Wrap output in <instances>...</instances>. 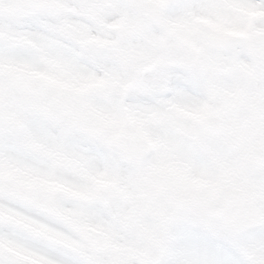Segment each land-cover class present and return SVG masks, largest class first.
I'll return each mask as SVG.
<instances>
[{
  "label": "flooded vegetation",
  "instance_id": "flooded-vegetation-1",
  "mask_svg": "<svg viewBox=\"0 0 264 264\" xmlns=\"http://www.w3.org/2000/svg\"><path fill=\"white\" fill-rule=\"evenodd\" d=\"M0 11L6 9L0 7ZM68 25L64 29L66 32ZM74 25L78 28L79 24ZM256 51L262 52L255 56L257 61L253 80L257 86L249 90L247 83L240 81V84H244L240 103H235L232 93L229 92L211 94L209 107L203 115L198 116L189 108L192 97H188L186 93L155 98L159 104H162L163 99L171 100L168 102L170 107L157 111V118L162 125L175 123L178 129L174 141L158 136L157 139H152V146H148L144 139L139 141L133 137L137 152L129 151L125 154L117 150L113 137L119 131L133 135L134 122L127 118L122 127L116 130L114 124L108 126L100 124L102 121L98 119L88 120L93 123L88 124L86 129L103 137L108 144L110 168L105 172L92 173L80 161L66 156L62 151L53 150L57 160H68L79 168L86 183H63L36 175L24 167L6 164L2 159L0 175L10 188L30 200L48 202L49 191H54L69 194L79 201L103 198L108 203L113 216L118 220L114 229L88 222L74 210L68 209L64 212L68 223L75 229H91L82 232L92 236L91 245L75 238L63 239L65 246L74 249L86 264H192V256L185 255L188 252L191 254V249L176 251L178 248L175 245L178 243L174 238L185 240V235L192 230L190 226L196 221L212 224L213 219L204 214L205 209L217 201L222 189L236 187L242 197L237 221L244 217L253 219L256 233L253 238L255 246L251 249L254 250V259H259L260 264H264V259L259 256V253L264 255V250L256 245L258 241L264 243V42L256 47ZM235 52L237 51L233 53ZM14 68L17 70L14 72L26 75L32 84L27 91L16 93V103L4 112L3 118L14 131H22L20 134L23 141H30L34 148L43 150L44 145L25 135L28 124L25 121L32 119L38 111L48 110L52 104V95H61L66 104V94H81L82 92L76 90L81 88V80L62 65H54L46 70L37 69V72ZM210 74L211 67L208 71V75ZM235 76L241 80L252 78L249 72L245 73L240 68H236ZM149 88L154 92L167 89L165 86L161 89ZM115 90V87L111 88V93ZM58 103L62 104V101ZM214 109L220 112L222 125L220 131L212 135L201 129L200 121ZM227 111H230L229 115ZM227 117L228 120L230 117L233 119L226 121ZM251 153L258 158V165L249 160ZM197 155L206 157L207 163L201 161L204 167L217 170L211 171L205 182L222 186L212 192L196 193L197 183L195 185L192 177L185 184L190 192L181 194L183 189L179 187V181L185 180V175L191 172V160L196 159ZM228 156H231L233 168L229 177L221 167ZM143 173H150L151 176L158 173V178L149 180L143 178ZM181 200L185 201V206L178 204ZM217 220L227 221L226 218ZM159 228L166 230L160 232ZM208 233L211 234L209 228L205 234L207 243H210ZM207 251L205 249V253Z\"/></svg>",
  "mask_w": 264,
  "mask_h": 264
},
{
  "label": "snow or ice",
  "instance_id": "snow-or-ice-1",
  "mask_svg": "<svg viewBox=\"0 0 264 264\" xmlns=\"http://www.w3.org/2000/svg\"><path fill=\"white\" fill-rule=\"evenodd\" d=\"M251 2L264 9V0ZM190 3L191 0H170L167 13L177 16ZM191 6L197 5L191 3ZM0 7L6 9L0 11V33H3L0 35V159L39 176L68 184H84L86 180L81 170L68 160H57L53 150L80 161L92 173H103L110 168L107 141L69 114L51 107L38 111L28 121L25 132L45 149H36L30 141H23L3 114L16 103V93L25 91L26 86L3 66L21 64L46 70L62 65L77 78L99 82L101 87L92 92L104 93L110 88L113 74L123 75V61L115 49L94 43L108 31L105 23L97 18H102L108 26L118 23L122 16L132 19L133 5L130 0H0ZM90 9L95 11L96 17L86 19L85 13ZM68 24L85 28L89 39L81 40L74 33L66 32ZM168 72L167 91L154 93L147 87L145 82L160 74L154 71L139 77L126 89L112 91L110 103L105 107L118 106L121 94L125 101L145 103L189 90L180 74L175 70ZM68 209L105 228L114 229L118 224L103 198L79 201L69 194L49 191L48 202L30 200L10 188L0 175V240L9 242L8 246H0V264H21L14 247L39 256L48 264H86L74 249L63 243L64 238H75L91 245L93 239L68 223L64 214Z\"/></svg>",
  "mask_w": 264,
  "mask_h": 264
},
{
  "label": "rangeland",
  "instance_id": "rangeland-1",
  "mask_svg": "<svg viewBox=\"0 0 264 264\" xmlns=\"http://www.w3.org/2000/svg\"><path fill=\"white\" fill-rule=\"evenodd\" d=\"M165 2L169 4L170 0H145L142 10L147 13L148 19L143 20L145 17L140 14L138 7H132V19L122 16L118 23L110 27L108 26L109 30L104 36L111 41L110 49L116 47L114 44H120L124 41L120 47H116V50L118 52L121 50L125 51V56L121 58L123 61L121 69L123 75L113 74L111 84L119 86V88H121L119 90L126 89L130 84L136 81L137 76L141 77L151 73L149 70L152 68H148L149 64L155 63L156 67L160 64L159 57L164 55L165 59H163L162 62L165 63L162 64V66L168 64L170 70H175L180 74L181 78L188 85L189 90L187 92H190L191 97L194 96L191 100L196 109L206 110L209 106V100H211V93H231L237 88L240 81L244 82V84L247 83L246 86L249 87V90H253V88L257 86L253 80V76L254 65L257 61L255 56L262 53L256 51V46L264 42V9L257 7L251 0H203L202 3L201 0H191V3L197 5L196 7H192L190 3L189 7L181 10L185 15L179 14L177 16H172L167 13V7L163 8V6H168L163 4ZM154 10L155 13H153ZM93 11L94 10L91 9L88 10L85 13V18L91 19L90 17ZM101 22L106 24V22H103L102 18ZM79 29L83 31L84 28L79 25ZM249 30L250 35L247 45L236 54L228 55L222 51H212L209 49L201 52L203 58L206 56L208 60L210 57L208 65L210 64L211 66V74L208 76L207 72L205 73L206 68L203 66V61H199L197 56L195 57L193 54L188 55L190 51L193 53L195 50L196 52L198 47L203 48L202 42H204V38L206 37H225L241 32H248ZM114 31L116 35H112ZM168 31L172 34H176L175 37L179 39H174L170 34H167L165 38V33ZM182 33L188 35V37L184 39L181 36ZM261 33L262 36H259ZM86 36L87 31L84 29V36L78 37L81 40H88L89 37L87 38ZM102 37L103 35L100 36L99 39ZM179 42H181L182 46L179 45ZM148 55L151 57L147 58ZM226 59L234 60L236 66L245 73L250 72L252 78L242 80L239 79L238 76L235 78H223L220 75V66ZM3 67L4 70L7 71H14V67H17L30 70V72H37V69L21 64L5 65ZM155 71H159L160 73V81L157 84V88L161 89L163 86H168L169 72L159 69ZM198 72L200 73L198 74ZM207 78L209 83L207 82ZM80 82L82 83L81 87L84 88V94L82 95L83 101L89 97L87 103L91 107L88 108L89 111L86 112V114L93 110L99 119L108 122L110 125L114 124L116 130L121 128L124 119L127 117L137 125L134 127V134L136 137L139 140L144 139L149 145L152 144V139H157L158 136L165 140H175L174 137L178 129L175 123L170 122L167 125H162L157 118V111H164L165 108L171 106V104L168 103L170 100H164L162 104H159L155 99H153L152 102L133 103L125 101L121 94V102L118 106L113 105V107H105L106 103H110L108 96L101 100L99 98L102 93L94 94L92 92V90L100 88L101 84L91 79H81ZM68 96L71 97V95ZM190 109H192V107H190ZM61 112L67 113L70 116L72 113L69 111L68 107L65 106L62 107ZM229 113L230 111H227L228 115ZM114 115H116L115 119ZM71 117L73 118V116ZM85 117L86 116L83 115V118ZM228 117L226 121L233 119L230 117L228 120ZM76 118L75 116L73 119L75 120ZM79 120L80 118L75 121L78 122ZM202 160L203 158L198 155L196 159L193 158L191 160L193 163L189 167L191 172L185 175V180L179 181L181 184H179V187L181 186V189H183L180 192L181 194L190 192L185 184H187L186 180L192 177L194 178L195 185L197 183L196 187L198 191L205 189H207V192L210 191V187H205L204 189L200 188L204 187V179H206L207 175L211 174V171L216 172L217 170L212 167H210V169L209 167L206 168L207 166L204 167L201 163ZM223 166H225V164L222 165V167ZM157 176L158 173H154L152 176L150 173L147 175L143 173V178L149 180L157 179ZM214 176L215 175H213V177ZM211 188L213 191L215 186L213 185ZM249 222L252 223L253 226L251 218L244 217L232 223V228H235L238 232H247V224ZM212 227V224L205 223L204 227V222H194L190 226L192 230H189L185 235V240L174 238V241L178 243L175 246L180 249H176V251L190 248L191 254L188 252L185 255L192 256V264H228V262H232V264H250V261L254 262V250L250 253L247 247L255 246V240H253L255 233L248 236L247 242L243 240L242 245H239L237 244V231L235 229H228V234L225 233L223 228L221 231L218 230L214 232ZM208 228L210 232L212 231L211 234H207L209 235L207 237L210 243H207L206 234L204 233L205 229L207 230ZM160 230L164 231L166 229L159 228V231ZM160 236L167 235L160 234ZM163 240L165 241L166 239L164 238ZM8 245V241L0 240V246ZM256 245L264 250V243L258 241ZM205 249L208 250L207 253H205ZM13 251L19 253L15 254L21 260V264H25L26 261L29 260H36L34 259L36 255L24 249L14 247ZM259 256H262V254H259ZM36 257L41 261L47 262L39 256Z\"/></svg>",
  "mask_w": 264,
  "mask_h": 264
},
{
  "label": "water",
  "instance_id": "water-1",
  "mask_svg": "<svg viewBox=\"0 0 264 264\" xmlns=\"http://www.w3.org/2000/svg\"><path fill=\"white\" fill-rule=\"evenodd\" d=\"M137 0H130V3H136ZM242 37H238L237 40L233 41V40H225V41H219V42H213V44L215 45V47H221V48H227V49H230V48H234L238 45H241L242 44ZM223 73L224 74H230V73H233V69H232V66L229 65V64H226L224 65L223 67ZM15 77H17L19 80L21 79L20 76L18 75H14ZM21 81V80H20ZM26 87L29 86V83H24ZM241 93H242V90L239 89L235 94H234V97L237 101L240 100L241 98ZM207 122L209 124H211L210 122V119L209 120H205L203 122V125H208ZM209 126V125H208ZM118 139L116 140L118 144H126V145H129L131 146V148L133 150H135V147L133 145V142H132V139L129 137V136H126L123 134H119V136L117 137ZM230 191H225L223 194H221L220 196V199H219V203L217 205L216 208H218L221 212L219 213V215H230L228 213H223L224 211H231V214L233 212H235L239 206V203H240V198H237V195L234 194V193H231L229 194ZM231 196L235 197L236 200L233 201L231 199ZM212 211L216 210L215 208H212L211 209ZM213 215H218L216 213H213ZM30 264H39V263H35V262H32Z\"/></svg>",
  "mask_w": 264,
  "mask_h": 264
}]
</instances>
